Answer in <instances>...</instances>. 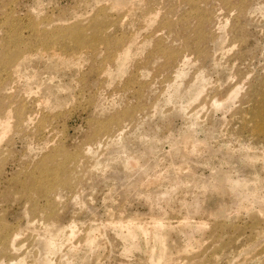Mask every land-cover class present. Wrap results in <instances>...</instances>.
<instances>
[{
    "label": "rangeland",
    "instance_id": "374dc122",
    "mask_svg": "<svg viewBox=\"0 0 264 264\" xmlns=\"http://www.w3.org/2000/svg\"><path fill=\"white\" fill-rule=\"evenodd\" d=\"M0 264H264V0H0Z\"/></svg>",
    "mask_w": 264,
    "mask_h": 264
},
{
    "label": "bare ground",
    "instance_id": "6f19581e",
    "mask_svg": "<svg viewBox=\"0 0 264 264\" xmlns=\"http://www.w3.org/2000/svg\"><path fill=\"white\" fill-rule=\"evenodd\" d=\"M152 16H153V15H152ZM153 18H154V17H153ZM186 102H187V101H186ZM3 123H4V122H3ZM3 125H4V124H3ZM3 127H4V126H3ZM3 127H2V128H3ZM9 129H10V128H9ZM6 130H7V128H6ZM1 131H2V130H1ZM8 132H9V131H8ZM154 181H155V180H154ZM50 245H51V243H50Z\"/></svg>",
    "mask_w": 264,
    "mask_h": 264
}]
</instances>
